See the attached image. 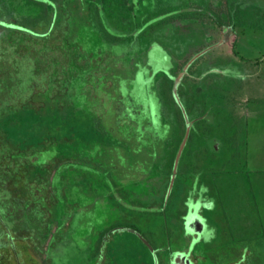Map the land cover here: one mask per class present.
<instances>
[{
  "label": "rangeland",
  "instance_id": "1",
  "mask_svg": "<svg viewBox=\"0 0 264 264\" xmlns=\"http://www.w3.org/2000/svg\"><path fill=\"white\" fill-rule=\"evenodd\" d=\"M132 1L0 0V264H264V0Z\"/></svg>",
  "mask_w": 264,
  "mask_h": 264
},
{
  "label": "water",
  "instance_id": "2",
  "mask_svg": "<svg viewBox=\"0 0 264 264\" xmlns=\"http://www.w3.org/2000/svg\"><path fill=\"white\" fill-rule=\"evenodd\" d=\"M218 44H213V45H210L206 48H204L203 50L199 51L198 53H196L187 63L186 65L183 67V69L181 70V72L178 74V76L174 79V82H175V88H176V85L178 84V82L182 79V77L184 76V74L187 72L188 68L190 67V65L195 62L199 57H201L202 55H205L208 51H210L211 49H213L215 46H217ZM189 135H190V127L188 126L187 127V131H186V134H185V137L183 139V142L180 146V149L178 151V154H177V157H176V160H175V167H174V172H173V179H174V176L176 175V170H177V167H178V163H179V160H180V156H181V153L188 141V138H189ZM173 179H172V183H173Z\"/></svg>",
  "mask_w": 264,
  "mask_h": 264
},
{
  "label": "flooded vegetation",
  "instance_id": "3",
  "mask_svg": "<svg viewBox=\"0 0 264 264\" xmlns=\"http://www.w3.org/2000/svg\"><path fill=\"white\" fill-rule=\"evenodd\" d=\"M158 49L156 50V55H157L156 61L157 62H159V60H162V58L164 59V57H166V55H168V54H166L164 49H161V50H158ZM190 222H191L190 218L187 217V219L185 220V223H184L186 230L189 226H191ZM200 224H198V225H200ZM198 225H197V227H198ZM200 227H202V229H204V226H200ZM176 254L177 255H176V258L174 261L175 263L172 262V264H181V263H179V260L182 258H189L190 259V252L189 251H180V252H177ZM189 264H192V261L189 260Z\"/></svg>",
  "mask_w": 264,
  "mask_h": 264
},
{
  "label": "crops",
  "instance_id": "4",
  "mask_svg": "<svg viewBox=\"0 0 264 264\" xmlns=\"http://www.w3.org/2000/svg\"><path fill=\"white\" fill-rule=\"evenodd\" d=\"M213 45V44H212ZM218 46H220V45H217V46H215L214 48H216V47H218ZM213 48V49H214ZM212 50V49H211ZM232 74V73H235V71H230V72H227L226 74L228 75V74ZM218 74H221V72H218ZM226 75V76H227ZM243 83V84H242ZM241 83V85L243 86L242 87V89H240V93H241V91L244 89V91L245 92H247V89H248V83L246 82L245 83V81L244 82H242ZM245 94V93H244ZM244 106H245V104H244ZM252 106V105H251ZM253 108H257V107H255V106H253ZM245 109H248V106L247 107H245ZM245 115L246 116H248L246 113H245ZM245 115H242V116H245ZM245 116V117H246ZM260 116V114H257V115H253V116H251L252 117V120H254V119H256V118H258ZM250 123H251V120L250 119H248V118H246V122H245V125H244V129H245V131L246 132H244L243 133V136H244V139L246 140V141H248V142H251V137H253V135H251V133H249L248 132V129H247V124L250 126ZM264 127V126H263ZM262 128V127H261ZM262 131H264V128H262ZM248 136H249V140H248ZM256 170V172H258V170H260V168L258 167V168H256L255 169ZM254 169H253V172L255 171Z\"/></svg>",
  "mask_w": 264,
  "mask_h": 264
},
{
  "label": "trees",
  "instance_id": "5",
  "mask_svg": "<svg viewBox=\"0 0 264 264\" xmlns=\"http://www.w3.org/2000/svg\"><path fill=\"white\" fill-rule=\"evenodd\" d=\"M126 2H127V4H128V6H129V9H131V10H133V8H134V6H133V1L132 0H126ZM23 30V29H22ZM213 75H215V73H212V72H209V73H206L205 75H204V77L206 78V79H212L214 76ZM218 75H221V74H218ZM215 98H217V97H214V99ZM194 248V247H193ZM156 260H155V263H154V261H153V263L154 264H159V261H158V257L156 256V258H155ZM152 263V264H153Z\"/></svg>",
  "mask_w": 264,
  "mask_h": 264
}]
</instances>
